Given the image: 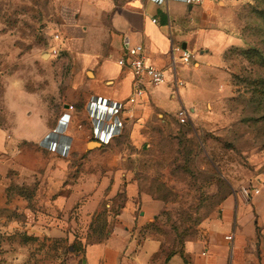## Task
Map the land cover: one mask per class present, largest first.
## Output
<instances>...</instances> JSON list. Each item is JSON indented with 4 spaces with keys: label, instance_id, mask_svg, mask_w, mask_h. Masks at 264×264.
I'll list each match as a JSON object with an SVG mask.
<instances>
[{
    "label": "crops",
    "instance_id": "0c3cea01",
    "mask_svg": "<svg viewBox=\"0 0 264 264\" xmlns=\"http://www.w3.org/2000/svg\"><path fill=\"white\" fill-rule=\"evenodd\" d=\"M231 1L98 0L63 24L62 52L51 54L59 75L51 95L25 89L14 102L8 87L6 106L13 117L0 123V196L8 200L11 186L20 182L36 188L29 197L19 195L21 205L14 207L32 212L27 222L32 231L67 236L76 223L74 209H79L77 222L87 227L79 239L86 242L94 214L107 200V206L118 207L117 195L124 192L119 220L107 236L78 252L82 264H264V174L250 200L228 196L219 213L201 224L196 239L168 254L158 237L140 236L153 206H144L140 216H145L137 219L138 189L128 154L117 153L105 162L112 147H128L125 139L132 147L144 146L146 129L155 120L169 122L183 107L191 118L205 117L206 107L231 92L223 68L225 49L237 43L226 29ZM125 37L143 45L147 62L165 70L167 80L146 84L143 95L112 115L103 100L125 101L134 87L133 74L117 61L127 53ZM182 50L191 52L189 62L181 58ZM217 80L226 85L215 94ZM33 95L36 103L27 99ZM64 113L71 115L67 123L61 121ZM103 136H110L107 142ZM41 210L54 221L42 222L36 215ZM229 234L232 239L226 238Z\"/></svg>",
    "mask_w": 264,
    "mask_h": 264
},
{
    "label": "rangeland",
    "instance_id": "374dc122",
    "mask_svg": "<svg viewBox=\"0 0 264 264\" xmlns=\"http://www.w3.org/2000/svg\"><path fill=\"white\" fill-rule=\"evenodd\" d=\"M97 1L0 0V123L8 124L13 117L6 106L8 87L14 102L25 89L43 97L56 90L59 75L51 58L53 37L75 14L96 6ZM231 2L226 29L237 43L225 49L223 66L231 92L206 107L205 117L185 123L177 116L169 122L155 120L146 129L144 146L132 147L125 139L126 149L118 145L105 154L106 163L117 153L128 154L127 166L138 189L137 219L145 216L140 214L147 205L153 206L140 236L158 237L168 254L196 239L201 224L219 213L228 196L250 200L257 179L264 174V0ZM225 85L215 81L214 93ZM35 98L27 97L36 103ZM21 185L11 186L8 200L0 196V264H82L78 252L87 241L79 238L87 227L77 222L79 209H74L76 223L67 236L32 231L27 223L32 212L14 207L21 205V193L28 195L36 188ZM126 198L124 192L118 193V207L107 206V200L100 214H94L90 228L98 226L103 237L110 233ZM36 215L44 223L54 221L47 211ZM97 234L91 233L88 239H96Z\"/></svg>",
    "mask_w": 264,
    "mask_h": 264
},
{
    "label": "built area",
    "instance_id": "2783aa9c",
    "mask_svg": "<svg viewBox=\"0 0 264 264\" xmlns=\"http://www.w3.org/2000/svg\"><path fill=\"white\" fill-rule=\"evenodd\" d=\"M158 3L167 2L168 0H155ZM202 0H186L189 4L199 3ZM52 44L50 45L51 54L58 56L62 52L63 38L62 34L58 31L55 33ZM126 52L124 56L120 57L117 61L120 66L127 68L134 76V87L131 96L125 101H112L104 99L108 104V113L112 115H117L128 103H134L138 96L143 95L146 92V84L153 86H158L166 82L167 77L165 70L149 64L147 62V56L143 45L137 44L132 45L129 38L125 37L123 40ZM181 58L185 62H189L192 58L191 52L187 50H182ZM70 109L73 106L70 105ZM177 117L180 122L185 123L191 118L190 111L183 107L177 112ZM71 115L69 113H64L61 117V121L67 123L70 121ZM110 136H103L104 141H108ZM259 192V190H255ZM227 239H232L233 234L226 236Z\"/></svg>",
    "mask_w": 264,
    "mask_h": 264
},
{
    "label": "trees",
    "instance_id": "16d2710c",
    "mask_svg": "<svg viewBox=\"0 0 264 264\" xmlns=\"http://www.w3.org/2000/svg\"><path fill=\"white\" fill-rule=\"evenodd\" d=\"M21 187H24V186H21ZM22 195H27L25 192L24 193H21ZM31 194V193H30ZM30 194H28V195H30ZM27 195V196H28ZM29 197V196H28ZM123 205H124V203H123ZM123 205H122V207H123ZM100 214V213H99ZM98 214V215H99ZM96 226V225H95ZM94 232H98V237H96V239H93V240H89L88 238L90 237V234L91 233H94ZM109 234V233H108ZM107 234V235H108ZM95 235V234H94ZM106 235V236H107ZM105 237V236H104ZM103 238V233L100 231V229H99V227L97 226V227H91L90 228V232L88 233V235H87V242H86V245L88 244V243H91V242H94V241H96V240H99V239H102ZM164 244V243H163ZM73 248H74V250H76V245H73ZM165 249V248H164ZM180 250H182V248L181 249H174L172 252H170L169 254H173V253H175V252H178V251H180Z\"/></svg>",
    "mask_w": 264,
    "mask_h": 264
}]
</instances>
